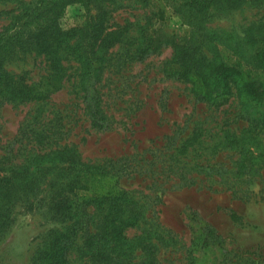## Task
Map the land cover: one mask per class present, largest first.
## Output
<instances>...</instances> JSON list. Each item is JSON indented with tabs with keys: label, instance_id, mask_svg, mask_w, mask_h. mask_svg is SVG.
<instances>
[{
	"label": "trees",
	"instance_id": "16d2710c",
	"mask_svg": "<svg viewBox=\"0 0 264 264\" xmlns=\"http://www.w3.org/2000/svg\"><path fill=\"white\" fill-rule=\"evenodd\" d=\"M121 1H23L11 22L0 29V100H46L61 88V61L70 57L81 67L82 79L76 85L84 91L82 98L91 127L108 128L101 93L94 86L93 90L90 85L83 86L87 82L82 80L92 79L93 66L97 70L103 48L122 42L128 32L127 26L111 22L112 12ZM135 1L162 11L164 3L188 25L184 33L166 27L149 31L147 24L141 25L136 31L135 55L141 60L159 48L171 46V57L164 66L166 75L189 83L194 100L210 111L199 118L200 125L207 124L209 117L214 121L210 128L204 126V130L215 131L213 141L200 134L180 136L170 157L183 153L182 161L194 170L204 166L203 161L210 159L208 154L228 147L237 154L234 168L227 169L231 173L228 189L244 197L249 191L245 184L260 175L264 164V14L255 20L245 17L244 22L237 23L238 30L218 21L236 9H263L264 0ZM70 5L86 10L87 18L64 27L61 20ZM20 49L46 54L53 64L52 86L40 90L7 69L6 61L18 55ZM228 112L231 115L224 117ZM59 124L55 118L34 115L27 124L34 125L31 134L21 139L19 149L25 150L18 152L20 156L8 153L0 160V229L17 206L46 208L63 223L49 232L34 264H75L77 258L83 264H130L138 256L133 251L135 246L143 250L148 245L174 241L175 236L160 232L155 217L147 213L149 194L137 196L119 186L117 179L107 182L103 165L83 160L75 145L60 142V132L54 130ZM219 132L223 137H216ZM84 190L87 193H81ZM140 225L143 227L139 233H126ZM198 242L208 245L209 234L199 236ZM151 254L143 252L137 263L152 261Z\"/></svg>",
	"mask_w": 264,
	"mask_h": 264
},
{
	"label": "rangeland",
	"instance_id": "374dc122",
	"mask_svg": "<svg viewBox=\"0 0 264 264\" xmlns=\"http://www.w3.org/2000/svg\"><path fill=\"white\" fill-rule=\"evenodd\" d=\"M23 1L29 0H0V29L11 22ZM162 5L163 11L135 0L121 1L112 12L111 22L127 26L128 32L122 42L103 48L96 64L98 71L93 66L92 79L82 80L87 82L83 86L90 85L92 90L94 86L101 93L110 122L108 128L91 127L82 98L84 91H79L80 84L76 85L82 79L81 67L76 60L64 58L61 88L53 91L47 101L0 100V160L8 153L20 156L18 152L25 150L19 149L21 139L24 141V135L29 136L31 126L34 127L27 125L28 119L34 115L55 118L60 124L54 130L60 132L57 136L62 144L75 145L83 160L103 165L107 182L117 179L119 186L137 196L149 194L147 213L155 217L160 232L175 236L167 244L148 245L143 250L135 246L133 251L138 256L130 264H138L143 252L152 253V261L140 264H264V164L260 175L245 184L249 191L241 197L228 189L231 173L227 169L234 168L237 158L228 147L208 154L210 159L203 161L204 166L194 170L182 161L183 153L170 157L180 136L200 134L213 141L215 131L204 130V126L210 128L214 124L212 117L205 125L198 123L210 111L194 100L189 83L166 75L164 66L171 57V46L159 48L141 60L135 55L136 31L143 24L149 31L160 27L178 33L188 30L172 7ZM262 14L264 8L243 12L236 9L218 22L238 30L237 23L244 22L245 17L255 20ZM86 16V10L70 5L61 23L72 27L84 22ZM5 66L16 78L22 77L40 90L52 86L53 64L45 53L20 49ZM228 115L231 113L224 117ZM221 134L223 137V132L216 137L221 138ZM52 215L46 208L12 209L0 229V240L20 217L30 216V246L24 254L14 256L5 244H0V264H34L49 232L63 225ZM142 227L129 228L126 233L134 235ZM205 234H209V244L203 246L198 237ZM75 264L83 263L77 258Z\"/></svg>",
	"mask_w": 264,
	"mask_h": 264
},
{
	"label": "clouds",
	"instance_id": "9594fccd",
	"mask_svg": "<svg viewBox=\"0 0 264 264\" xmlns=\"http://www.w3.org/2000/svg\"><path fill=\"white\" fill-rule=\"evenodd\" d=\"M32 231L33 228L30 216H22L16 224L13 225L10 233H7L3 239L0 240V244H5L12 255H22L30 246Z\"/></svg>",
	"mask_w": 264,
	"mask_h": 264
}]
</instances>
